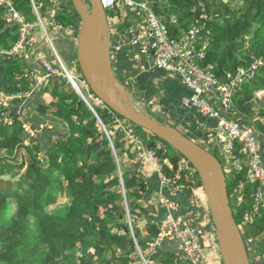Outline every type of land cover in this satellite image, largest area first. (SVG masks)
Segmentation results:
<instances>
[{"label":"trees","instance_id":"obj_1","mask_svg":"<svg viewBox=\"0 0 264 264\" xmlns=\"http://www.w3.org/2000/svg\"><path fill=\"white\" fill-rule=\"evenodd\" d=\"M13 1L28 21L36 20L31 0ZM169 1L175 6L183 29L197 19L205 25L201 42L207 45L206 63L215 65L220 80L228 81V74L249 68L255 59L264 57V0ZM44 4L37 2L41 11L46 9ZM159 5L155 9L162 13ZM71 6L70 0L63 5L65 14L54 16L58 23L67 24L80 18ZM5 8H0L2 51L10 50L20 39V26L10 32L11 27L4 23ZM34 42L28 43V48H36L37 53L48 52L43 36ZM49 60L61 69L55 56ZM33 70L45 74L41 64L33 59L0 54V76L1 82H6L7 96L29 92L13 99L9 107L0 103V149L10 153L0 156V264H145L137 244L150 264H190L180 257L181 242L176 238L165 237L160 246L149 251L166 217L153 218L148 213V184L138 169L144 158H137L131 150L138 140L162 157L163 151L157 146L161 142L166 156L174 163L176 155L181 154L150 131L125 119L134 128L133 140L126 145L123 129L110 133L116 158L109 138L98 129L96 116L71 83L63 75L50 76L38 87L36 79L30 77ZM260 90H264V68L237 91L235 104L244 123L264 135V105L256 109V100L264 101L256 97ZM45 94L53 97L51 102L45 100ZM89 101L93 104L90 98ZM95 109L106 126L114 115L124 119L108 106ZM7 112L12 123L5 122ZM24 122L32 125L37 136L27 133ZM108 130L111 131L109 127ZM144 132H148L147 138ZM28 139L30 144L26 145ZM22 150L25 156H13L15 151ZM136 158L139 163L127 164L126 160L132 163ZM24 166L18 180L3 177ZM165 170L172 175L168 167ZM229 177L233 199L232 192L245 182L246 174L239 172ZM124 191L134 234L125 230L130 222L128 210L121 203ZM65 196L70 202L60 207L59 201ZM236 210V220L241 224L244 211L237 205ZM177 211H174L176 218ZM140 219L147 220L143 232L138 225Z\"/></svg>","mask_w":264,"mask_h":264},{"label":"built area","instance_id":"obj_2","mask_svg":"<svg viewBox=\"0 0 264 264\" xmlns=\"http://www.w3.org/2000/svg\"><path fill=\"white\" fill-rule=\"evenodd\" d=\"M164 1L101 0V3L111 26L112 40L116 38V43L119 46H127L134 51L138 50L140 54L150 58L154 66L179 78L192 91L190 98L184 101V107L194 108L204 117L216 121L214 127L203 126L207 139L204 146L209 150H216L224 157V164H222L226 175L232 176L239 172L246 174L245 183L240 184L232 192V197L236 199V205L241 206L243 203L247 184L256 186L251 193L252 209L239 224L242 233H244L246 226L254 225L264 209V135L256 133L252 126H247L244 123V119L239 115L235 105V95L239 89L243 88L244 84L253 79L259 69L264 68V57L255 59L249 68H241L237 73L231 74L228 81L220 80L215 72V65L206 63L207 49L201 42L205 25L201 19L195 20L188 29H183L176 16L163 15L156 11V4ZM32 2L34 8H40L34 0ZM2 6L6 7L12 20L20 26L21 33L19 41L13 48L0 51V54L23 55L27 59L39 62L45 71L42 76L46 78L64 76L65 71L67 74L71 73L86 97L88 94V99L90 98L92 101L95 99L98 103L104 104L92 92L84 77L77 78L61 64L54 47L55 37L46 28L48 24L61 28L60 25H55L49 20L45 22L40 18V21H28L17 10L13 0H0V7ZM37 11L39 12V10ZM107 11H110V14ZM38 25L43 26L46 33L44 38L58 59L61 69L54 67L44 52L37 53L36 48H28V43L30 45L35 43V29ZM122 25L126 27L124 31L120 30ZM71 28L70 25L67 31H70ZM72 64L73 66L78 65V61L73 60ZM40 77L36 74L38 84L43 82ZM14 97L13 95H4V104L12 101ZM114 118L119 123H122V120L126 121L117 115H114ZM126 131H130L133 138L134 128L130 123ZM136 144L139 147L137 158H148L155 163L156 171L163 185L179 192L187 187L183 179L194 184L201 181L197 170L187 158L176 155L178 158L174 163L166 156V149L160 142L157 146L163 151L162 157L157 154V150L149 148L142 141L137 140ZM166 166L170 168L172 175L167 174ZM159 202L168 210V214L160 225L159 237L150 243L149 251L160 246L165 237H172L181 242L180 257L182 259L187 260L190 264H207L203 254L201 229L191 218L182 219L174 216V211L179 206L177 201L160 195ZM129 222L132 224L131 218H129ZM245 242L249 250L253 239L249 238ZM141 256L146 264H150L143 254Z\"/></svg>","mask_w":264,"mask_h":264},{"label":"crops","instance_id":"obj_3","mask_svg":"<svg viewBox=\"0 0 264 264\" xmlns=\"http://www.w3.org/2000/svg\"><path fill=\"white\" fill-rule=\"evenodd\" d=\"M72 22L67 23L72 27L70 35L63 36V38L55 36L54 38V47L63 66L77 60L75 58L77 53V30H79L80 24L76 23V19H72ZM41 39V35L36 34V41L39 42ZM46 48L48 52L41 51L46 54L48 59L53 58L55 56L54 52L48 45ZM111 50L115 72L133 98L137 99L138 105H146L152 115H161L163 117L162 121L165 123L178 124L181 131L205 145L207 139L203 126L214 127L216 121L204 117L194 108L184 107V101L190 98L192 91L179 78L170 75L164 69L154 66L153 61L140 54L138 50L134 51L127 46H119L116 43V38L111 42ZM125 155L127 156V154ZM136 160L138 159L136 158L132 163L129 159L126 161L129 166H133L132 164L139 163ZM138 169L148 184L146 198V200L148 199V213L153 218H165L168 210L160 205V195L175 199L179 205L176 212L178 213L177 218H191L200 227L207 262L209 263L207 255H210L215 264H223L217 229L202 182L199 181V183L194 184L183 179L187 187L177 192L161 183L155 163L150 159L145 158L142 160V163L138 165ZM168 169L170 170L169 167ZM242 183L245 182L240 184ZM255 188L256 186L252 184H247L245 187L243 203L240 206L244 211V216L250 213L252 209L253 199L251 193ZM258 217L257 222L252 226H248L243 233V235L248 233V239H253L248 250L250 264H264V246L260 238L261 234H264V209Z\"/></svg>","mask_w":264,"mask_h":264},{"label":"water","instance_id":"obj_4","mask_svg":"<svg viewBox=\"0 0 264 264\" xmlns=\"http://www.w3.org/2000/svg\"><path fill=\"white\" fill-rule=\"evenodd\" d=\"M71 1L81 21L77 36V61L90 89L118 115L164 140L192 163L198 172L211 208L223 264H250L249 251L236 220L238 211L232 208L227 175L221 160L178 127L152 115L146 105L133 103V96L115 72L111 50V26L101 0ZM65 74L94 113L97 122L102 125L116 153L107 126L93 104L85 96L74 76L71 73L67 74L66 71ZM120 176L124 189L122 174ZM125 199L127 203L126 194ZM126 206L130 218L128 203ZM138 225L141 231H144L147 220L140 219ZM125 230L134 234L132 224ZM138 248L141 250L140 246Z\"/></svg>","mask_w":264,"mask_h":264},{"label":"rangeland","instance_id":"obj_5","mask_svg":"<svg viewBox=\"0 0 264 264\" xmlns=\"http://www.w3.org/2000/svg\"><path fill=\"white\" fill-rule=\"evenodd\" d=\"M32 1V0H31ZM35 2L37 1L38 3H40V2H42V1H44V3L46 4H44V6H45V10L43 11H41L40 10V8L38 9V8H34L33 7V14L35 15V21H40L39 20V18L41 19V20H44L45 22H46V20H49V21H51V22H54V24L55 25H60L61 26V28H58V26H54L53 27V25H50V24H48L47 26H46V28H47V30H48V32L50 31L51 32V34H52V36H61V37H63V36H67V35H70L71 34V30L70 31H67V29L70 27V25H68V24H62V23H58L57 21H58V19H56L54 16L56 15V14H60V13H63V15L65 14V12H62V9L64 8L63 7V5H68L69 4V2H70V0H34ZM37 2H36V4H37ZM160 5H159V9H160V12H162V13H166L167 12V14H169V15H174V16H178V14H177V11H174V9H175V6L169 1V0H165L164 2H162V3H159ZM32 5H33V2H32ZM1 8V7H0ZM71 10H73L74 12H75V10H74V8H73V6H71V8H70ZM37 10H39V12L37 11ZM38 12V13H37ZM71 13V12H70ZM107 13L108 14H110V11H107ZM75 15H76V17H78V15L75 13ZM5 22L4 23H7V25H9V27H11V28H9L10 29V32H14L15 31V27H17V28H19V26H17V23L14 21V20H12V18L10 17V15H9V12H8V10L5 8ZM205 16V15H204ZM79 19L80 18H78V19H76V23H79L80 24V22L81 21H79ZM56 21V22H55ZM68 22H70V23H73L72 22V19L70 20V21H68ZM43 26L41 25V26H37V28L35 29V33L36 34H40L41 35V37L43 36V37H46V33L44 32V30H43V28H42ZM57 28V29H56ZM80 28V27H79ZM78 28V29H79ZM125 26L124 25H122V26H120V30L121 31H124L125 30ZM63 30H65L66 31V33H62V31ZM55 31V32H54ZM77 32H79V30H77ZM3 32L0 30V35L2 34ZM19 33H21L20 32V29H19ZM57 33V34H56ZM203 45L204 46H206V49H207V45L205 44V43H203ZM0 51H2L1 49H0ZM134 53V52H133ZM8 56H12V55H8ZM18 57H22L23 59H25V60H31V59H27V58H25L23 55L22 56H19V55H17ZM67 65V66H66ZM65 65V67H67L77 78L79 77V78H82L83 77V74H82V72H81V69H80V67H79V64L77 65H75V66H73V64H66ZM237 73V72H236ZM36 74H38V75H40L41 77L40 78H42V80H43V82L42 83H39V84H37V86L38 87H40V86H42V85H44V82H45V78L46 77H44V76H42L37 70H33L32 72H30V77L32 78V79H36ZM233 74V73H232ZM229 76L231 75V74H228ZM66 80H67V82L68 83H70L69 81H68V79H67V76H66V74L64 73V76H63ZM38 78V77H37ZM1 79H2V77L0 76V103L3 105V106H6V107H9L10 105H11V103H12V101H8L7 102V104L5 105L4 104V99H3V97H4V95H7L6 93H5V85H6V82L3 80L2 82H1ZM52 85H53V83H52ZM245 85V84H244ZM243 85V86H244ZM73 87V86H72ZM27 94H29V92H27V93H23V95H26L27 96ZM23 95L22 94H20V95H13V96H15L14 97V99L15 98H17V99H20L21 97H23ZM91 95H93V94H91ZM90 96V95H89ZM87 97H88V94H87ZM91 97V96H90ZM256 97H257V99H260V100H264V90H260V91H257L256 92ZM92 98V97H91ZM52 99H53V97L50 95V94H45V100L47 101V102H51L52 101ZM93 99V98H92ZM137 99H134L133 98V103L135 104V105H138L139 103L136 101ZM257 102H256V109L257 110H260V107L262 106V105H264V101H263V103H261V101H258V100H256ZM236 105V104H235ZM100 107V108H105L106 107V105H105V103L103 104L102 102H100V103H98L95 99H93V107ZM94 107V108H95ZM96 110V109H95ZM21 113H24V110L23 109H20L19 110ZM155 116H157L158 117V119H160L161 121L163 120V117L161 116V115H155ZM263 119V122H264V117L262 118ZM9 122V123H12V121H11V119L8 117V112L7 113H5V122ZM123 122L122 123H119L118 121H117V119H115L114 118V120L111 122V124L110 125H108L107 126V130H108V127H109V129L111 130L110 132H109V130H108V133H109V136L111 137V134H113V133H115L117 130H119V129H123L124 131H126V129L128 128V126H129V123H128V121H124V120H122ZM99 124V130H101V131H103L104 133H105V131H104V129H103V127H102V125L100 124V123H98ZM172 125H175V126H177L178 127V124H176V123H173ZM24 127H25V129H26V131H27V133H29L31 136H33V137H35V136H37V131L36 130H34L33 128H32V125L31 124H29V123H27V122H24ZM113 132V133H112ZM127 133H126V135H125V139L124 140H126L127 141V143H126V145H128L129 143H130V141H132L133 140V138H132V134H131V132L130 131H126ZM111 133V134H110ZM105 135H106V133H105ZM107 136V135H106ZM149 135H148V132H144V137L145 138H147ZM111 139H112V137H111ZM112 142H113V139H112ZM111 143V142H110ZM137 143V141H135V144ZM161 143V142H160ZM25 144L26 145H29L30 144V142H29V139L28 140H26L25 141ZM113 145H114V143H113ZM112 147V146H111ZM114 148H115V146H114ZM138 145L136 144L133 148H132V150H131V153L133 154H135L136 155V157H137V152H138ZM116 150V149H115ZM112 151H113V148H112ZM215 155H217V157L219 158V160H221V162L224 164V157L220 154V153H218L216 150H211ZM117 152V151H116ZM113 153H114V155L116 156V158H117V153H115L114 151H113ZM8 154H10L8 151H7V149H0V156H6V155H8ZM26 155V152L24 151V150H22V151H15L14 152V154H13V156H18V157H23V156H25ZM24 170H25V166L23 167V168H21V169H15V170H13L11 173H7V174H5L3 177H5L6 179H8V180H13V181H16V180H18V178L20 177V175L24 172ZM120 172V171H119ZM119 174H122V173H119ZM121 177V176H120ZM227 180H228V182H229V190L231 189V182H230V177L227 175ZM124 190V189H123ZM233 199H231V204H232V208L234 209V210H236V205H235V203H236V201H235V198L234 197H232ZM122 202V204H123V206H124V208L126 209L127 208V203H126V199H125V195H124V197H123V199L121 200ZM128 201V200H127ZM12 202V204L14 203V201H11ZM69 202H70V198L68 197V196H65L64 198H62L60 201H59V206L60 207H65L66 205H68L69 204ZM127 210V209H126ZM199 229H200V227H199ZM246 229H247V226H246ZM132 234V233H131ZM244 236V239L245 240H247L248 239V233L247 234H244L243 235ZM261 241H262V243H263V246H264V234H261ZM202 245H203V243H202ZM209 247V246H208ZM137 249H138V253L141 255V254H143L142 253V250H140L139 248H138V246H137ZM204 250H205V247L203 246V254H204ZM204 257H205V260H206V256L204 255ZM207 257H208V259H209V263L207 262V260H206V263L207 264H215V262H214V260L212 259V257L210 256V255H207ZM145 263V262H144ZM146 264V263H145Z\"/></svg>","mask_w":264,"mask_h":264}]
</instances>
